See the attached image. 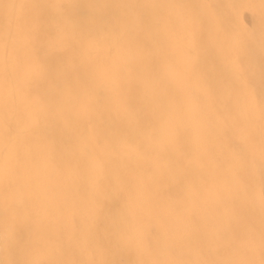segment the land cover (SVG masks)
Wrapping results in <instances>:
<instances>
[{"label":"bare ground","instance_id":"1","mask_svg":"<svg viewBox=\"0 0 264 264\" xmlns=\"http://www.w3.org/2000/svg\"><path fill=\"white\" fill-rule=\"evenodd\" d=\"M262 191L264 0H0V264H264Z\"/></svg>","mask_w":264,"mask_h":264},{"label":"snow or ice","instance_id":"2","mask_svg":"<svg viewBox=\"0 0 264 264\" xmlns=\"http://www.w3.org/2000/svg\"><path fill=\"white\" fill-rule=\"evenodd\" d=\"M98 6L113 7L110 5H98ZM205 6L206 5L198 4L193 7L196 9H200ZM49 7L53 9L58 8V6L54 2L50 3ZM61 30H63V28ZM55 41L57 43L61 42L58 37L55 38ZM64 43H66V45L69 47L74 46V42L72 40H69ZM104 74L107 76L108 80L110 81V87L108 88V90L103 96V103L110 111L128 115L126 111L127 101L121 91V82L119 79V73L117 72L115 68L111 66H106L104 70ZM232 75L236 79L240 80L241 82L243 81V73L241 69L239 68V66L237 65L233 66ZM151 83L152 82L148 80V81H145L141 86L142 95L140 98L139 106L141 110H144V111L151 110L160 104L158 97L150 91ZM94 95H95L94 91H81L77 95V100H76V103L74 105L72 112L70 113V116L72 118L88 117L91 113L93 104L97 102L95 99H93ZM129 118H132V117L129 116ZM151 131L154 133L153 135L154 140L163 141L166 135V130L163 125V121H159L155 123ZM252 195H254V193ZM261 199L264 200V191L261 192ZM31 264H39V262L32 261Z\"/></svg>","mask_w":264,"mask_h":264}]
</instances>
